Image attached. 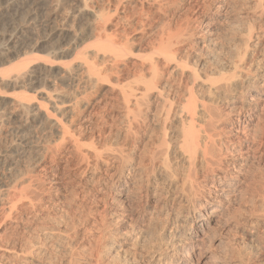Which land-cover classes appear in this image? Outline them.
Instances as JSON below:
<instances>
[{
	"label": "bare ground",
	"instance_id": "obj_1",
	"mask_svg": "<svg viewBox=\"0 0 264 264\" xmlns=\"http://www.w3.org/2000/svg\"><path fill=\"white\" fill-rule=\"evenodd\" d=\"M58 1L61 3L62 0H57L56 3ZM88 1L78 0L79 3L73 10V7L68 8L64 4L65 0L62 1L63 4L50 7L39 6L44 0H0V21L11 29L5 37L7 43L0 46V219H17L22 207L34 206V199L27 192L32 191L36 168H46L45 161L48 158L55 162L56 156L70 149L77 156L78 163H86L80 172L81 179H84L91 166L98 168L104 159V153H108L111 156L109 159L120 163L122 175L126 170L134 174L131 180L124 182L122 188L128 190L126 199L134 209V212L130 209L121 214L124 215L123 219L127 218L131 222L126 233L139 228L142 230L148 224L146 222L158 220L155 227H150L151 231H156L163 224L166 230L171 228L167 240H164L165 233L160 232L161 240H164L160 242V248L166 245L167 249L172 244V249L181 251L174 253L170 264H203L207 257L202 249L206 234L219 225L221 230L228 229L231 221L223 220L221 207L242 195L246 187L243 185L242 174L249 165L251 167L250 161L256 158V154L263 152L264 125L261 123H264V88L261 87L264 85V61L251 66L252 68L243 63L246 56L260 48V39L264 34H259L256 29L264 27V0H215L227 6L233 1L237 2L239 7L251 9L253 15L246 13L236 17L233 29L245 27V33L240 37L242 47L235 52L237 60L230 63L226 74L219 72V78H215V74L210 77L206 75L208 78H202V82L197 85L195 81L201 78L200 70H190V47L187 50L186 44L198 32L195 33L190 28L191 25H187L189 23H185L186 27L180 22L175 29L167 27L168 31L162 32L160 39L158 38V44L152 45L157 53L155 51V55H145V62L137 63L136 57L141 52L137 54L136 51L141 49L142 44L132 42L131 33L129 35L127 29L121 32L118 28L125 17L121 15L120 9L124 0H114L113 8L110 3L107 10L103 8L106 4L103 7L96 4V7L91 6ZM162 1L160 5L163 4ZM141 4L143 5L142 0ZM134 15L133 13L132 16ZM145 20L144 22L147 21ZM220 20L216 18L202 26V35L219 28L224 23ZM35 21H40L43 30L49 32L45 33L46 38L43 35H40L39 40L34 37L33 28L36 24L33 26L32 23ZM203 39L208 44L209 41ZM70 51L75 52L74 59L71 56L73 60L69 58L68 61H63ZM206 63L200 62L201 66ZM173 73L176 77L180 76V84L174 85L169 81ZM60 81L69 82L63 87L77 85L84 86L85 90L63 91L58 86ZM48 83H52V86H47ZM108 83L111 84L110 87ZM116 87L119 89L117 95L125 107L120 120L124 133L117 129L116 141L110 146H99L94 140L85 144L80 138L82 132L91 123L96 125L92 121L98 120L101 109L112 104L110 99L113 98L112 92ZM34 88L44 94L37 101L34 100L37 98ZM19 89L23 92H18ZM244 91L249 92L250 96H244L246 99L243 102L244 99L240 100L238 94ZM8 92L14 93V96L9 98ZM241 101L244 105L240 108V116L245 118V125L240 124V128L245 132V126L252 125L250 122L256 120L255 125L261 131H250L244 139H227L226 135L231 129L227 130L222 125L224 114L218 109L217 103L225 102L233 107ZM155 103L157 106L154 109ZM154 117L157 122L152 125ZM241 117H238L239 122ZM154 126L160 129V137L156 136L161 138L160 144L150 148L149 154L146 152L147 148L137 155L138 141L146 134L151 138ZM173 126L176 129L170 132ZM33 132H37L39 141L31 140ZM239 132L238 130L237 133ZM46 133L58 134V139L54 142H59L53 153H49L51 147L40 136ZM121 135L124 138L122 142ZM127 144H130L128 151L125 149ZM90 152L96 158L95 163L88 160ZM237 155L242 156L244 161L230 162ZM25 156L30 157L33 162L28 170L17 174L18 162ZM4 172L8 173L7 177H3ZM138 179L142 180L139 181L140 186L136 183ZM143 179L148 186L143 184ZM22 199H26L27 203L20 206ZM211 201L213 205L206 217H203L201 208H205ZM191 208L194 214L191 226L186 224L190 231H184L185 228L178 230V226L187 220L184 212ZM140 210L143 211L142 214H139ZM229 214V219L235 220L236 225H243L244 222L238 219V212L232 211ZM183 217L184 221L178 223ZM172 218L176 221L171 222ZM159 220H164V223ZM14 224L9 223L6 229H19L22 223ZM216 239L227 249L234 246L232 235ZM29 245L20 246L18 250L12 247V257L0 255V264H28L26 258L40 252L38 243ZM196 254L199 260L195 263ZM163 256L162 253L156 254L158 264L169 263V257ZM230 257L225 264H241L235 255ZM83 258V262L78 261L80 264H92L88 261L90 258ZM208 261L217 263L222 260L211 255Z\"/></svg>",
	"mask_w": 264,
	"mask_h": 264
},
{
	"label": "rangeland",
	"instance_id": "obj_2",
	"mask_svg": "<svg viewBox=\"0 0 264 264\" xmlns=\"http://www.w3.org/2000/svg\"><path fill=\"white\" fill-rule=\"evenodd\" d=\"M9 1L11 0H8V2ZM62 1L61 3L59 1L58 3H56L57 0H44V2H41L39 4V6H56V4L58 5L59 3L63 4ZM150 1L142 0V5L141 0H124L120 8L121 15H124L126 18L124 17L123 20H121L122 22H120L121 24L119 23V30L123 32L124 29H127L129 31V35L131 33V41H134L136 44H142V46L140 47L141 49L138 48V50L136 51L137 54L141 52L140 55H137L136 57L137 60L135 61H137V63L144 61V58H146L148 55L151 54L150 56H152V54L155 55L157 53L153 46H156L158 44V41L160 39L159 37L161 36L162 32L168 31L166 30L167 27L168 29L172 27L175 29L177 25H179V22L180 24L182 23L181 25L183 26L189 23L187 25H191L190 28H192L195 33L198 32L196 35L192 36L186 44L187 50L190 47L188 50L190 54V57L188 59V62L190 64L189 68L191 71L193 70V68H197L200 70L201 74V78L195 81L196 85L199 84L200 81L202 82V78H208V76L210 77V75L213 76L215 74L214 77L216 76L217 78H219L218 75L221 72L226 74L230 63L233 62L234 59L237 60V58H235V52L237 49H239V47H242L240 45L242 43L240 37H242L241 34L243 32L245 33V27L239 30L233 29L236 17L239 15H245L246 13H248L249 16L253 15L251 9H248V7L246 6L241 8L239 7V5H237V2L234 1L229 3L228 6L215 2V0H163L164 2L162 0H158L159 2H156V0H154L155 2H153L155 4ZM161 1L163 2L162 5H160ZM65 2L64 4H66L68 8L73 7V10L76 9V4L79 3L78 0H65ZM88 2H91V6L95 5L96 7L100 4V6H104V4H106L105 7H102L107 10V7L109 8L108 5L110 3L111 8H113L114 0H108L107 2L106 0H89ZM229 5L231 6L229 7ZM159 6H161L162 8H160ZM232 9H234L235 11H233ZM128 12L130 14H128ZM148 12H150V15L148 14ZM152 12L156 13L154 14ZM125 13L127 14V16ZM133 13L135 14L134 16H132ZM145 15L148 17H146ZM216 18L221 19L220 22L224 23L219 28H215L214 30H212L213 33L210 32V34L207 33V35H202V32H204V27L202 26H205L206 23L210 21L212 22L213 19ZM144 20L146 22H144ZM33 24H36L38 27L36 25L34 26ZM40 24V21H35L32 23L35 28H33V35L35 33L34 37H37L36 39L38 40L39 38H41L40 35H43L44 38H46L47 35H45V33H49L48 31L47 33L46 30H43V28L41 27L42 25ZM140 25L144 26V28ZM162 28L164 29L163 31ZM141 29H143V31ZM10 30L11 29L7 25L0 21V46L4 45L5 42L7 43L5 37H7L8 33H10ZM263 30L264 27H262V29H256V32H259V34L263 35ZM203 38L209 41L208 44L202 41L204 40ZM151 42H153L154 44ZM260 42V48H256L255 50H253L250 56H246L243 65L252 68L258 63H262L264 61V36L260 39ZM145 55L146 57H144ZM71 56L72 58L76 56L74 51H70L63 61L66 62L69 60V58L70 60H73L74 58L71 59ZM201 61L203 63L207 62L206 65L201 66ZM175 75L174 73L171 74V78L169 77V81L171 80L172 84L174 83V85H178L180 84L178 80L180 76L177 75L176 77ZM62 82L63 81H60L58 83V86L60 85L63 91L69 90L74 92L80 90L82 92L85 90L84 86L78 87L77 85H69L68 87H63L69 82H63L65 84H63ZM260 83V86H262V82ZM109 85L111 86L110 83H108V86ZM47 86H52V83H48ZM261 88H264V85ZM34 89H36V92L38 91L37 88ZM34 89H32L33 92H35ZM114 90L115 91L112 92L114 96L110 99V103L112 104H109L105 108L101 109V115L100 117H98L99 121H92L96 125L93 126V124L91 123V126L89 125L90 127H86V129H84V131L82 132L80 138L85 144L88 145L92 143V140H94L93 142L97 143V145L100 144L101 146H103L104 144H106L107 146H110L112 145L111 143L114 144V141H116L115 135L118 131L117 129L122 130L121 132L124 133L120 120L122 119L123 113L125 112V107L123 106L124 104L122 100H120L119 96L117 95L119 90L118 87H116ZM20 91H22V89L18 90V92ZM11 92L13 91L11 90ZM9 93L10 92H8L7 95L9 96V98L14 96V93ZM42 93L43 92H37V98L34 100L37 101V99L39 100L40 98H42L44 96V94ZM108 93L107 95H111ZM248 94L250 96L249 92L246 93V91H244L239 93L238 95H240V100L244 99V102L246 99L244 98V96L246 97L248 96ZM243 102H237L235 105H233V107H229L230 105L228 106V104L225 102L217 103L218 109L224 114L222 125H224L225 128H228L227 130L231 129L228 135H226L227 139H244L247 136L246 134L248 132L250 133V131H261L259 126L255 125L256 120L250 122V124L252 125L245 126V132L242 131V128H240V124L245 125V118L243 116H240V108H242V106L244 105ZM154 105L155 109L157 103H155ZM153 113L154 111H152L151 114ZM238 117H241L239 118L241 119V122H239ZM155 121L157 122L154 117V120L151 121V124L153 125L154 123H156ZM261 124L264 125V123ZM156 126L159 127L158 124H156ZM156 128L154 129L155 131H153V136L152 134L150 135L151 138L146 134V136H142L143 138L138 141L139 144L137 148L141 150V152L137 149V155H139V153H142L144 151L143 149L147 148L148 151L146 152L148 153L150 151V148L157 147L160 144L161 138L159 139L158 137H156H160V129L157 128V130ZM175 129L176 127L173 126L169 131L172 132ZM5 130L6 132L8 131V129ZM236 130H239L240 132L237 133ZM154 132H156L157 135H155L156 133L154 134ZM262 133V136L264 138V131H262ZM37 135V132H33L31 135V140L36 142L39 141ZM40 136L42 140H45L46 144L51 147L49 153L55 152V146L59 141H54L58 139V134L46 133L43 135L41 134ZM122 139L124 138L121 135L120 142H122ZM123 143H125V141ZM129 145L130 144H127V147L125 146V149H127L126 151L130 149ZM263 147V152H259L258 154H256V158H253V160L250 161L251 167L249 165L246 168L247 170H245L246 172L244 171V173L242 174L244 179L243 185H246V187L244 186L245 189L243 190L242 195H240L238 198H233L232 200H230V203L228 202L223 207H221V213L224 217L223 220L225 221L226 219H228L229 222L231 221L228 229L221 230L219 228V225L217 228L209 231L206 234L205 243L203 245L204 247L202 249L205 250V254H207V257L204 259L203 264H225V262L231 259V255H235L236 260L241 264H264ZM105 154L106 153H104V159L102 160L98 168H96V166H91L92 168L90 167L91 169L88 170L87 177L84 179H81L80 172L83 168H85L86 163H78L77 156L74 155V153H72L70 149L56 156L55 162L51 161V158H48L45 161L46 168H36L35 173H33L35 176L34 179L36 180L35 182H33L34 184H32V191L29 190L30 193L29 191L27 192L28 195L31 196L29 197L34 199V206L27 205L25 207H22L21 214L20 216H17V219L10 221L8 219H0V255L12 257V253L14 250L12 247H16L18 250L20 246H30L29 244L38 243L40 247L38 250L40 252H38L37 254H32L31 257H27L26 259H28V264H69L70 261L71 264H80L78 261L83 262L85 260L83 257L90 258L91 260L89 259L88 261L92 264H158L155 260V257L156 254L159 255L160 253H162V256L164 255V258L169 257L167 259V262H169L168 264H170L171 258H173L174 253L181 251L172 249V244H170V247L167 249L165 247L166 245H163V247L160 248V242L167 240L168 236L171 234V228H168L166 230V228L164 227V220H159L163 225L159 226L156 231H151L150 227H155L156 221L158 220H152L150 223L146 222L148 224L144 228H142V230L141 228H139L133 232L129 231V233H126L131 222L129 220L127 221V218L123 219L122 216L124 215L121 216V214L124 211H129L130 209L132 210V207L128 205L129 203L126 199L128 190L126 188H122L124 187V182L126 180H131L134 174L132 171L126 170L122 175L120 170V163L115 162L113 159H109L111 158L110 154ZM22 158L21 161L19 160L18 162L17 174L18 172L22 174V171L25 172L26 170H28L33 162L30 157L27 158L25 156ZM88 160H90V163H95L96 161V158L91 154V152L89 153ZM232 161L242 162L244 161V158L237 155V157L230 159V162ZM3 174H5L3 177H7L8 175L7 172H4ZM96 179H99V181H97ZM139 181L142 180L138 179L137 182L135 181L138 186L141 185ZM145 183L147 184V182H144L143 179V184L145 185ZM144 185L143 187L148 186ZM90 186L94 187L91 188ZM172 193H174V191H172ZM26 203V199H22V202L19 204L21 206L22 204L25 205ZM212 205L213 203L211 201L208 202L205 208H201V214H203V217H206V213H208ZM191 210L193 209L191 208L189 211L186 210L184 212V215H187V220L184 221L183 217L180 219V221H177L178 223L182 220L184 221L183 224H180L178 226V230L181 228H185L184 231H190L187 225L191 226L190 223L192 222L194 216ZM228 211L238 212L240 214L238 219H240V222H244V226L242 224L236 225L237 222L235 220L229 219L231 213L229 214ZM132 212H134V209L132 210ZM142 213L143 211L140 210L139 214ZM164 216L165 214L163 215V217ZM21 219L23 222L21 221ZM170 221L173 222L176 220L172 218L170 219ZM18 222L22 223L19 229L14 227L12 228L14 230L6 229L9 223L16 224ZM154 227H152V229ZM192 229H194V227ZM160 232L165 233L166 238L164 240H161V237L159 235ZM230 235H232V239L234 240V246H232V248L228 247L227 249L225 245L223 246V244H219L218 240L216 239L217 237L227 238L230 237ZM198 252L199 251H197V253ZM211 255L216 258H220L222 261L217 263L208 261ZM97 258L100 259V261L102 260V262L97 261ZM198 260L199 257L196 254L194 262L196 263ZM96 261L99 263H97Z\"/></svg>",
	"mask_w": 264,
	"mask_h": 264
}]
</instances>
